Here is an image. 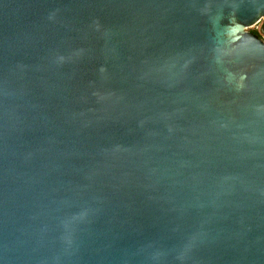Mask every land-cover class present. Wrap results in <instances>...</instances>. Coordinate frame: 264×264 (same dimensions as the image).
I'll use <instances>...</instances> for the list:
<instances>
[{
    "label": "water",
    "instance_id": "water-1",
    "mask_svg": "<svg viewBox=\"0 0 264 264\" xmlns=\"http://www.w3.org/2000/svg\"><path fill=\"white\" fill-rule=\"evenodd\" d=\"M264 0H0V264H264Z\"/></svg>",
    "mask_w": 264,
    "mask_h": 264
},
{
    "label": "trees",
    "instance_id": "trees-1",
    "mask_svg": "<svg viewBox=\"0 0 264 264\" xmlns=\"http://www.w3.org/2000/svg\"><path fill=\"white\" fill-rule=\"evenodd\" d=\"M260 23H261L260 27L264 30V19H262ZM249 30L252 31V32H254V33H256V34H258L259 31H261V30H258L257 28L255 29L254 27L253 28H250Z\"/></svg>",
    "mask_w": 264,
    "mask_h": 264
},
{
    "label": "flooded vegetation",
    "instance_id": "flooded-vegetation-1",
    "mask_svg": "<svg viewBox=\"0 0 264 264\" xmlns=\"http://www.w3.org/2000/svg\"><path fill=\"white\" fill-rule=\"evenodd\" d=\"M261 25V24H260ZM257 28V27H256ZM258 30H261V31H259V37L260 38H262L263 40H264V30L261 28V27H259V28H257Z\"/></svg>",
    "mask_w": 264,
    "mask_h": 264
},
{
    "label": "rangeland",
    "instance_id": "rangeland-1",
    "mask_svg": "<svg viewBox=\"0 0 264 264\" xmlns=\"http://www.w3.org/2000/svg\"><path fill=\"white\" fill-rule=\"evenodd\" d=\"M260 22H261V21H260ZM260 22L257 23V24H256L255 26H253V27H254L255 29H256V27L259 28V27H260V24H261ZM253 27H251V28H253Z\"/></svg>",
    "mask_w": 264,
    "mask_h": 264
}]
</instances>
